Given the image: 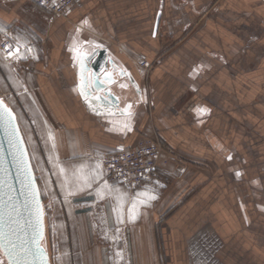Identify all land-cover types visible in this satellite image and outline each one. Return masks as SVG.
<instances>
[{
  "label": "crops",
  "instance_id": "0c3cea01",
  "mask_svg": "<svg viewBox=\"0 0 264 264\" xmlns=\"http://www.w3.org/2000/svg\"><path fill=\"white\" fill-rule=\"evenodd\" d=\"M5 35L32 44L5 75L52 264H264V0H81L56 17L0 0ZM153 135L149 179L104 178L103 156Z\"/></svg>",
  "mask_w": 264,
  "mask_h": 264
},
{
  "label": "water",
  "instance_id": "95a60500",
  "mask_svg": "<svg viewBox=\"0 0 264 264\" xmlns=\"http://www.w3.org/2000/svg\"><path fill=\"white\" fill-rule=\"evenodd\" d=\"M100 65L94 63L92 67H97L96 71H99ZM113 83L108 84L111 86ZM0 102V231L5 233V239L0 243L7 244L10 239L17 245V251L21 245L36 250L38 225L35 201H38L43 210V240L39 242L45 250L46 264H52L44 243L47 232L44 202L29 150L15 111L1 96ZM5 107L11 111V117L5 112ZM33 187L36 190L35 200L31 195ZM0 252L8 264L9 257L4 249L0 248ZM28 259L31 261L33 257Z\"/></svg>",
  "mask_w": 264,
  "mask_h": 264
},
{
  "label": "built area",
  "instance_id": "2783aa9c",
  "mask_svg": "<svg viewBox=\"0 0 264 264\" xmlns=\"http://www.w3.org/2000/svg\"><path fill=\"white\" fill-rule=\"evenodd\" d=\"M81 0H35V4L51 16H64ZM32 44L22 45L12 35H5L0 42V52L5 59H10L27 49ZM19 48V53H13ZM140 70L147 74L151 65L145 61L138 62ZM165 152L158 135L142 136L135 145L111 152L101 159L104 178L111 183H124L131 189L149 179L155 171L161 154ZM51 256V254H50Z\"/></svg>",
  "mask_w": 264,
  "mask_h": 264
},
{
  "label": "snow or ice",
  "instance_id": "6c2138e0",
  "mask_svg": "<svg viewBox=\"0 0 264 264\" xmlns=\"http://www.w3.org/2000/svg\"><path fill=\"white\" fill-rule=\"evenodd\" d=\"M84 23H87L85 21ZM74 51L77 52V58L79 59L80 62V67H81V84L79 85L80 90H81V95L85 96V99H88L87 93H86V87H90L92 81H94V77L92 80L88 82V84H85V78H84V60H83V54L79 52L78 49H74ZM19 53V48L16 49V52L13 53L11 50L8 52V55H14ZM107 83H113L114 81L112 80L111 74H108L107 77ZM121 87H125V85H121ZM2 103V102H0ZM128 108H131V105H128ZM198 111H206V109H198ZM5 112L9 117H11V111L5 107ZM131 115V113H129ZM124 129L130 130V127L128 123H125L121 130L123 131ZM231 159V157H229ZM237 175H240L237 173ZM30 179V177H29ZM31 195L33 199L35 200L36 196V190L33 187L31 190ZM142 195L147 196V193H143ZM154 199L155 197H150ZM144 201H141L143 203ZM36 203V221L38 225L37 233L36 235L38 236V241L36 242V250L33 251V249L29 247H24L23 245L20 246L19 251H17V245L13 243L10 239L7 241V244L0 243V248H3L4 251L6 252L7 256L9 257L8 264H46L45 260V250L42 247V244L39 241L43 240V210L42 207L40 206L38 201H35ZM5 239V233L0 231V241H3ZM33 257L31 261H29L28 257ZM2 264V262H0Z\"/></svg>",
  "mask_w": 264,
  "mask_h": 264
},
{
  "label": "rangeland",
  "instance_id": "374dc122",
  "mask_svg": "<svg viewBox=\"0 0 264 264\" xmlns=\"http://www.w3.org/2000/svg\"><path fill=\"white\" fill-rule=\"evenodd\" d=\"M253 32V31H252ZM254 33H257V32H254ZM252 34V33H251ZM4 36L0 37V42L2 40ZM16 42H18L16 40ZM19 43V42H18ZM20 44V43H19ZM22 45H27V44H22ZM27 50H31L30 49H27ZM26 52V51H24ZM20 53L18 55H15L13 56L12 58L10 59H5L1 52H0V96L10 105L13 106V110L15 111V113H19V107H18V95L14 92L13 88L10 87V84H8V80H7V76L8 75L9 77L12 78V81L13 80H16L17 78V74L20 72L19 71V66H17L16 62L17 60H19L20 56L24 53ZM10 69H13L11 71H13V74ZM10 73V74H9ZM6 74V75H5ZM16 117H17V114H16ZM18 120V118H17ZM19 123V122H18ZM20 126V125H19ZM23 134V133H22ZM25 139V138H24ZM26 142V141H25ZM32 152L34 153V150L32 149ZM37 177V176H36ZM38 181V180H37ZM44 202V200H43ZM47 229V227H46ZM44 243H45V246L47 247V249H50L49 251L51 252V257L54 259V255L56 257V255L58 253H55L53 252V248L52 246L50 245V243H48V241L46 240V237L44 239ZM49 246V247H48ZM51 258V260H52ZM0 262H2V264H6V261H5V258L3 257V255L1 254L0 252Z\"/></svg>",
  "mask_w": 264,
  "mask_h": 264
}]
</instances>
